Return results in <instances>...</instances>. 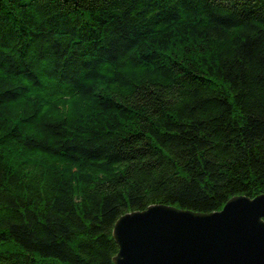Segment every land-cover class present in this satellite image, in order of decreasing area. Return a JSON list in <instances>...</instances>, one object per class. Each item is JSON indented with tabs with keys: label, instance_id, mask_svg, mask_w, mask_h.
Wrapping results in <instances>:
<instances>
[{
	"label": "trees",
	"instance_id": "16d2710c",
	"mask_svg": "<svg viewBox=\"0 0 264 264\" xmlns=\"http://www.w3.org/2000/svg\"><path fill=\"white\" fill-rule=\"evenodd\" d=\"M264 193V0H0V264H114L123 214Z\"/></svg>",
	"mask_w": 264,
	"mask_h": 264
},
{
	"label": "water",
	"instance_id": "95a60500",
	"mask_svg": "<svg viewBox=\"0 0 264 264\" xmlns=\"http://www.w3.org/2000/svg\"><path fill=\"white\" fill-rule=\"evenodd\" d=\"M114 264H264V193L209 213L165 204L115 222Z\"/></svg>",
	"mask_w": 264,
	"mask_h": 264
}]
</instances>
